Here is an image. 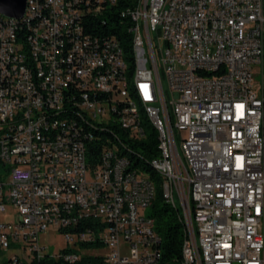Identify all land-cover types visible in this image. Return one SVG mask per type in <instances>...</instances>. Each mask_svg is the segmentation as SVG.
<instances>
[{
	"label": "built area",
	"instance_id": "2783aa9c",
	"mask_svg": "<svg viewBox=\"0 0 264 264\" xmlns=\"http://www.w3.org/2000/svg\"><path fill=\"white\" fill-rule=\"evenodd\" d=\"M114 1L0 13V264H156L150 176L102 138L142 136L114 41L86 27ZM131 16L153 160L189 226L181 264H264V0H142ZM49 230L72 246L50 252Z\"/></svg>",
	"mask_w": 264,
	"mask_h": 264
},
{
	"label": "trees",
	"instance_id": "16d2710c",
	"mask_svg": "<svg viewBox=\"0 0 264 264\" xmlns=\"http://www.w3.org/2000/svg\"><path fill=\"white\" fill-rule=\"evenodd\" d=\"M140 0H122L110 4V9L104 10L99 15L88 16L86 22L88 32L105 40L117 41L123 52L127 65V78L131 84L135 71V56L133 52V35L131 27L134 25L131 13L139 6ZM145 137L141 140L129 138L128 132L121 131L119 135L125 142L128 150L122 152L135 167L141 168L149 174L155 185L156 195L148 213L155 221V231L161 238L158 247V264H181L183 259L182 247L185 240L184 223L177 209L166 204L163 198L165 182L152 168L151 162L158 157L159 141L156 130L144 118ZM107 137L117 136L106 131ZM134 149V150H133ZM97 156L98 153L94 152ZM79 264H100L96 258H87Z\"/></svg>",
	"mask_w": 264,
	"mask_h": 264
},
{
	"label": "bare ground",
	"instance_id": "6f19581e",
	"mask_svg": "<svg viewBox=\"0 0 264 264\" xmlns=\"http://www.w3.org/2000/svg\"><path fill=\"white\" fill-rule=\"evenodd\" d=\"M142 0H140L141 2ZM115 2V1H114ZM139 6L132 12H130L131 14H135L138 11ZM1 16H4L1 13ZM6 17V16H4ZM132 19L134 21V17L132 16ZM132 35H133V54L135 56V71H134V78L131 82V84L128 81L127 78V65L124 59V55L122 50L119 47V44L117 41H114L116 47H117V56L118 59L121 61L123 67H122V73H121V82H122V86L124 91L127 93L128 98H129V102L130 105H132V109L135 113V116L137 118V127L142 131V136H129V138H134L137 140H141L145 137L146 133H145V127L143 126L144 120L143 118L154 127V129L156 131H160V124L157 123V121L155 120L151 109H150V99L149 97L144 93L143 89H142V85L140 83V75H141V59H140V51H139V43L135 37L134 32L131 30ZM106 131H102V138H104V140L108 141L111 143V146L113 148V150H115L121 157L125 158L127 161L128 159L124 156H122V152L123 151H127V145L125 144L124 141H122L119 136H113V137H107L104 135ZM159 150H160V141H159ZM129 162V161H128ZM131 163V162H130ZM151 166L152 168L159 174L160 177H162V179L164 180V170L163 168L154 160L151 162ZM149 201H148V207L152 205V203L154 202V198L156 195V190H155V185L152 182V185H149ZM163 198L165 201V188H164V193H163ZM171 207H173L174 209H178V207L176 206V204H168ZM185 229H184V233H185V240L183 243V247L182 250H184L185 253H192V245H189V241H190V234H189V226L184 225ZM153 234H157L155 231V226L153 227ZM160 244H156L155 245V252H156V264H158V260H159V251H158V247Z\"/></svg>",
	"mask_w": 264,
	"mask_h": 264
},
{
	"label": "rangeland",
	"instance_id": "374dc122",
	"mask_svg": "<svg viewBox=\"0 0 264 264\" xmlns=\"http://www.w3.org/2000/svg\"><path fill=\"white\" fill-rule=\"evenodd\" d=\"M163 86L165 90H168V84L165 79H163ZM177 143L180 144L179 139H177ZM176 204H177L176 206L178 207V209H180L182 212L181 204L178 199L176 200ZM150 208L151 206L148 207V210H147L148 213L151 210ZM41 242L43 245H46L47 247H49L50 252L56 253V254L72 246V244L68 245L64 237L58 232H56L55 230H49L48 233H46L42 237ZM103 252L105 253L106 251H103Z\"/></svg>",
	"mask_w": 264,
	"mask_h": 264
},
{
	"label": "water",
	"instance_id": "95a60500",
	"mask_svg": "<svg viewBox=\"0 0 264 264\" xmlns=\"http://www.w3.org/2000/svg\"><path fill=\"white\" fill-rule=\"evenodd\" d=\"M25 8L26 0H0V13L8 18L21 19Z\"/></svg>",
	"mask_w": 264,
	"mask_h": 264
}]
</instances>
